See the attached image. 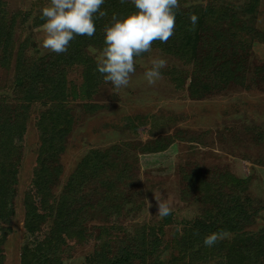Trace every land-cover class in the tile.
<instances>
[{
    "label": "rangeland",
    "instance_id": "1",
    "mask_svg": "<svg viewBox=\"0 0 264 264\" xmlns=\"http://www.w3.org/2000/svg\"><path fill=\"white\" fill-rule=\"evenodd\" d=\"M49 3L0 0V264H105L123 250L134 264H264L263 247H244L264 211L212 247L194 228L216 196L264 205V0H179L174 35L118 91L96 58L131 0H105L96 35L64 54L42 47ZM152 58L167 66L150 86Z\"/></svg>",
    "mask_w": 264,
    "mask_h": 264
},
{
    "label": "clouds",
    "instance_id": "2",
    "mask_svg": "<svg viewBox=\"0 0 264 264\" xmlns=\"http://www.w3.org/2000/svg\"><path fill=\"white\" fill-rule=\"evenodd\" d=\"M104 3L105 0H50L48 6L41 9V19L45 21L41 26L42 47L64 54L76 36L91 38L96 32V14L99 18L106 15L101 11ZM131 3L135 11L119 18L113 15L111 24L104 27V47L96 58V70L104 82L117 91L128 87L136 72V57L151 53L154 42L167 43L174 35L176 15L180 10L179 0H131ZM190 21L189 30L193 31L198 17L192 14ZM149 63L144 78L152 86L163 79L161 69L167 66V61L152 58ZM155 206L160 217L172 212L165 199L156 198ZM228 236V232L221 230L205 236L203 243L212 247Z\"/></svg>",
    "mask_w": 264,
    "mask_h": 264
},
{
    "label": "trees",
    "instance_id": "3",
    "mask_svg": "<svg viewBox=\"0 0 264 264\" xmlns=\"http://www.w3.org/2000/svg\"><path fill=\"white\" fill-rule=\"evenodd\" d=\"M179 15L182 14L179 13ZM89 159L90 162L95 160L93 157ZM91 164H86V167L88 168ZM207 187H209L208 183ZM219 194L220 193H218V195ZM209 204L212 210L209 209L208 211L207 209V214L205 213L206 216L203 220L199 219L194 225L195 231L197 230L205 236L224 230L232 234V236L237 237L243 232V229L251 227L258 218L260 212L264 211V205L261 207H252L250 203H241L239 199H233L232 197L222 199L216 196ZM245 243L246 245L244 247L247 246L248 248L263 247L261 250H258L257 253L264 259V231H262V235L258 238H255L254 235L246 237ZM240 250H242L241 246H235L232 255H240ZM133 258L134 254L127 250H123L119 255H116L112 259H108L105 264H134Z\"/></svg>",
    "mask_w": 264,
    "mask_h": 264
}]
</instances>
